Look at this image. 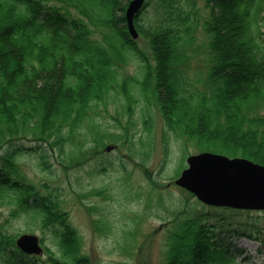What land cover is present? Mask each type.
Listing matches in <instances>:
<instances>
[{"label": "trees", "instance_id": "1", "mask_svg": "<svg viewBox=\"0 0 264 264\" xmlns=\"http://www.w3.org/2000/svg\"><path fill=\"white\" fill-rule=\"evenodd\" d=\"M129 1L0 0L1 13L14 27L7 44L17 47L14 69L0 63V206L5 202L11 206L0 222V264H90L65 209L68 194L52 175L54 153L65 173L82 165L90 171L101 165V171L108 167L122 173L123 195L138 199L142 215L155 213L153 217L164 222V264H243L249 256L237 239L257 241L264 264V212L262 218H251L250 211L208 206L189 193L174 197L149 171L151 116L142 117L139 131L133 121L135 100L127 91L133 78L119 79L117 67L125 51L144 63L143 77L135 81L145 103L155 105L163 123L162 165L170 155L171 135L182 158L190 145L200 152L264 166V114L255 108L264 102V0L228 4L205 0L209 14L201 23L207 60L202 89L190 82L186 72V47L192 42V36H186L200 23L197 13H184L178 0H145L134 24L152 54L151 66L128 34L124 14ZM151 2L166 13L155 26L144 27L141 16ZM94 26L108 31L105 42L92 37ZM94 79L98 83L92 86L89 81ZM233 80L247 83L246 95H234ZM111 92L122 93L123 103L120 111L109 115L113 123L99 128L95 118L101 111L95 109L101 103L106 106ZM24 141L32 146L25 148ZM107 143L123 148L125 156L111 157L104 150ZM25 153L52 183L35 185L27 179L17 163ZM135 159L145 181L136 188L134 171L127 169ZM70 187L72 202L82 201L86 213L105 222L100 208L83 202L103 197V190L82 192ZM23 216L50 232L57 252L45 247V257L29 256L16 248L17 234L9 233L7 225ZM93 222L96 226L97 220Z\"/></svg>", "mask_w": 264, "mask_h": 264}, {"label": "rangeland", "instance_id": "2", "mask_svg": "<svg viewBox=\"0 0 264 264\" xmlns=\"http://www.w3.org/2000/svg\"><path fill=\"white\" fill-rule=\"evenodd\" d=\"M177 5L184 13L189 11H195L197 18L200 21L198 26L191 27L193 29L190 34H187L186 38L192 36V42H189L186 47V54L188 56V65L186 72L188 78L192 84L202 89V81L206 77L207 63H206V35L202 29V18L207 17L209 10L205 7V0H178ZM166 11L158 6L157 3L151 2L142 14V24L144 27L149 25L155 26L160 20H162V14ZM0 11V63L8 69L15 68L16 60V48L15 44H7V36L12 26L11 21L8 19L9 16L4 18ZM175 18V15H172ZM141 24V25H142ZM190 24V23H189ZM188 25L182 26L184 30ZM93 31L92 37L105 42L104 34L106 31L103 27L94 26L90 27ZM139 49L143 52L144 56L148 59L151 66L154 65L152 54L149 50L146 40L140 35L135 40ZM243 53L242 51H236ZM121 56V55H119ZM234 56H237L236 54ZM119 58V57H118ZM235 58V57H234ZM123 61L117 65L119 79L122 78H133L127 83V91L135 100L133 104L134 117L133 121L139 131L143 129L142 117L150 114V125L151 126V144L148 156V168L150 169L155 177L163 184L167 192L171 193L174 197L186 196L188 192L180 189L174 184L175 179L179 173L186 167L185 159L187 156L195 155L200 153L195 146H186L185 158H182L181 147H178V143L175 142L174 138L168 137V144L170 148V155L168 161L162 165L163 159V137L162 129L163 123L160 120L157 109L154 104L149 105L145 103L143 96L141 95L140 87L135 81H140L143 77L144 63L134 53L125 51L123 52ZM92 67L96 66L92 64ZM243 77V74H241ZM94 86L98 83L97 79L89 81ZM230 88H235L234 95L241 98L247 93V83L244 81L236 82L232 81ZM233 95V96H234ZM109 97V98H108ZM107 98L106 106L99 104L96 111L101 113L96 116L95 123L99 128L100 125H111L112 120L109 119V115H115L117 111H120V104L123 103V95L120 93L114 94L111 92ZM233 99L232 102H235ZM234 104V103H233ZM256 110L264 114V102L255 106ZM105 111V113H103ZM101 114L106 116L102 118ZM205 124V123H204ZM135 127V128H136ZM204 132L205 127H202ZM226 138V137H225ZM242 139V138H240ZM217 140V139H215ZM228 140V139H227ZM114 146V143H107L105 146ZM25 148H30L31 143L24 141ZM69 152L68 150H66ZM53 154V152H51ZM111 157L122 158L125 156V150L118 146L112 149ZM57 153L53 154L50 158L51 170L53 177H57L61 188L64 189L65 195L68 194L67 198L70 200L67 202L65 209L69 214L71 224L77 229L82 239V253L89 258L90 264H164L166 260L165 247L163 243L165 225L164 222L156 220L153 215H142L141 208L139 206L138 199H131L128 196H124L122 193L120 179H122V173L114 171V168L106 167L104 171H101L103 167L97 165L92 171L87 166L82 165L81 167L67 170L66 173L59 165ZM180 161L183 162L179 165ZM17 163L21 167L23 173L27 179L35 184L52 183L50 177L41 170L33 157L27 153L22 154L17 159ZM127 169L134 171L133 187L139 185H145L144 176L140 171L138 160L135 159L127 163ZM176 169L178 170L176 172ZM160 175H157V174ZM76 190L86 192L88 190H103L104 195L93 196L87 198L84 203H89L100 208L101 216L105 217V222H99L97 214L89 215L82 207V201L79 203H73L70 192V185ZM79 186L80 188H78ZM106 194V195H105ZM190 194V193H189ZM126 197V198H125ZM66 198V200H67ZM9 204L5 202L4 205L0 206V222L8 217ZM155 210V209H154ZM153 212V211H152ZM261 212L251 211V218L259 217L262 218ZM94 220H97L96 226H94ZM8 228L11 234H24L32 233L37 235L40 239H44L42 247H49L54 252H57L54 240L50 232L47 229H43L41 224L36 220H31L28 217H19L17 220L10 222ZM240 248L245 249L248 259L243 261V264H261L263 258L259 254L260 244L257 241L248 239H237L235 241ZM45 257V254L42 255ZM242 261V257L238 258Z\"/></svg>", "mask_w": 264, "mask_h": 264}, {"label": "water", "instance_id": "3", "mask_svg": "<svg viewBox=\"0 0 264 264\" xmlns=\"http://www.w3.org/2000/svg\"><path fill=\"white\" fill-rule=\"evenodd\" d=\"M144 0H131L125 10L127 31L135 40L138 33L134 17L143 7ZM111 146L106 150L110 151ZM175 185L189 192L208 206L236 210L264 211V166L245 158L201 152L185 160ZM16 247L27 255H42L39 238L23 234L15 241Z\"/></svg>", "mask_w": 264, "mask_h": 264}, {"label": "bare ground", "instance_id": "4", "mask_svg": "<svg viewBox=\"0 0 264 264\" xmlns=\"http://www.w3.org/2000/svg\"><path fill=\"white\" fill-rule=\"evenodd\" d=\"M219 2H223V3H225V4H228V2H235L236 0H229V1H225V0H218ZM4 18H6V14L5 13H2L1 14ZM126 28H127V25H126ZM105 152L106 153H109V152H111V150L110 151H107V150H105ZM12 222V221H11ZM24 234H32V233H24ZM21 235H23V234H20V235H17V237H16V239L19 237V236H21ZM39 238V237H38ZM16 239H15V241H16ZM42 239V238H41ZM41 239L39 238V244H40V246H41V248H42V250L44 251L45 250V247L46 246H44V247H42V245L44 244V242H42L41 241ZM15 246H16V244H15ZM17 248V247H16ZM18 249V248H17ZM19 250V249H18ZM22 252V251H21ZM23 253V252H22ZM25 254V253H24ZM27 255V254H26ZM29 256H36V255H29Z\"/></svg>", "mask_w": 264, "mask_h": 264}]
</instances>
